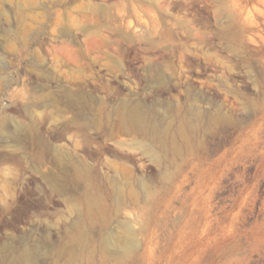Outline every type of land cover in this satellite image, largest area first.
Wrapping results in <instances>:
<instances>
[{
  "label": "rangeland",
  "instance_id": "obj_1",
  "mask_svg": "<svg viewBox=\"0 0 264 264\" xmlns=\"http://www.w3.org/2000/svg\"><path fill=\"white\" fill-rule=\"evenodd\" d=\"M0 264H264V0H0Z\"/></svg>",
  "mask_w": 264,
  "mask_h": 264
},
{
  "label": "bare ground",
  "instance_id": "obj_2",
  "mask_svg": "<svg viewBox=\"0 0 264 264\" xmlns=\"http://www.w3.org/2000/svg\"><path fill=\"white\" fill-rule=\"evenodd\" d=\"M129 242H130V240L128 239V240L126 241V243H124V244L127 245Z\"/></svg>",
  "mask_w": 264,
  "mask_h": 264
}]
</instances>
